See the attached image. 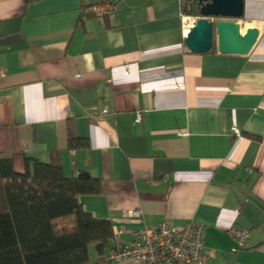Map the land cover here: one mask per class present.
I'll use <instances>...</instances> for the list:
<instances>
[{"label":"crops","instance_id":"crops-1","mask_svg":"<svg viewBox=\"0 0 264 264\" xmlns=\"http://www.w3.org/2000/svg\"><path fill=\"white\" fill-rule=\"evenodd\" d=\"M186 2L0 0V154L24 173L58 152L66 177L98 178L80 202L112 225L105 258L144 226L193 223L208 264H264V0L222 18L258 30L246 55L190 52ZM68 121L88 149H68Z\"/></svg>","mask_w":264,"mask_h":264},{"label":"trees","instance_id":"trees-1","mask_svg":"<svg viewBox=\"0 0 264 264\" xmlns=\"http://www.w3.org/2000/svg\"><path fill=\"white\" fill-rule=\"evenodd\" d=\"M185 1L187 8L190 0ZM67 146L89 148L70 121ZM101 193V181L88 172L66 177L58 152L46 163L27 158L24 173L0 154V264H110L104 253L113 240L112 225L80 202L81 196Z\"/></svg>","mask_w":264,"mask_h":264},{"label":"built area","instance_id":"built-area-1","mask_svg":"<svg viewBox=\"0 0 264 264\" xmlns=\"http://www.w3.org/2000/svg\"><path fill=\"white\" fill-rule=\"evenodd\" d=\"M91 10L95 15L103 17L111 14L113 6L102 2L92 5ZM180 18L182 33L187 34L200 17L181 14ZM210 20L217 19L212 17ZM2 76L4 71L0 68V77ZM139 120L137 116V121ZM127 215L131 218L141 217L138 210L130 211ZM248 234L247 230L238 227L227 230V235L235 240L239 248L245 246ZM204 236L205 227L199 224L170 227L161 222L156 227L144 226L132 231L130 241L111 251L107 261L131 264H208L211 253L204 249Z\"/></svg>","mask_w":264,"mask_h":264},{"label":"water","instance_id":"water-1","mask_svg":"<svg viewBox=\"0 0 264 264\" xmlns=\"http://www.w3.org/2000/svg\"><path fill=\"white\" fill-rule=\"evenodd\" d=\"M192 14L197 19L184 39V45L193 53L203 54L216 45L220 54L246 55L255 44L258 30L255 28L241 32L234 21L221 18L238 19L243 15V0H190ZM217 20L211 21L210 18Z\"/></svg>","mask_w":264,"mask_h":264}]
</instances>
